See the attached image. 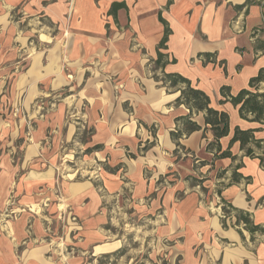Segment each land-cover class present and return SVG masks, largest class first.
Returning a JSON list of instances; mask_svg holds the SVG:
<instances>
[{
    "label": "crops",
    "instance_id": "1",
    "mask_svg": "<svg viewBox=\"0 0 264 264\" xmlns=\"http://www.w3.org/2000/svg\"><path fill=\"white\" fill-rule=\"evenodd\" d=\"M115 2L127 8L110 14ZM32 16L56 26L55 34L33 29L36 51L21 27ZM166 26L162 68L155 60ZM261 40L264 0H0V215L20 210L5 219L9 231L0 232V264H62L61 255L75 264L87 254L119 250L122 240L106 227L112 206L133 210L123 213L125 220L134 214L146 224L164 212L157 240L173 239L170 264H264V234L252 237L234 214L224 227L218 205L224 199L264 225V147L251 144L248 156L235 142L234 160L217 158L207 150L214 134L196 110L192 119L202 128L178 146L171 131L190 109L161 80L163 72H178L212 107L228 112L231 130L220 139L222 149L236 126L258 129L255 138L264 139V123L241 117L221 92L226 86L236 95L264 68ZM70 114H81L91 137L78 138L80 118ZM78 146L103 166V192L91 179L60 180ZM58 179L63 204L55 201ZM72 183L80 185L75 194ZM34 205L43 213L33 212ZM61 205L73 210L81 230L62 228L68 226L60 220ZM54 240L64 245L57 254Z\"/></svg>",
    "mask_w": 264,
    "mask_h": 264
},
{
    "label": "rangeland",
    "instance_id": "2",
    "mask_svg": "<svg viewBox=\"0 0 264 264\" xmlns=\"http://www.w3.org/2000/svg\"><path fill=\"white\" fill-rule=\"evenodd\" d=\"M20 14L17 12H14V17L18 18ZM21 27L23 28V31L25 33L30 34V46L33 47V51H36V46L38 44V35L37 31L33 30H40L43 33L49 34H55L56 32V26H53L51 22L44 17H27L21 24ZM46 40H50V37L43 35L42 36ZM73 119V115L79 116V120H75L80 127L78 129V138L87 140L89 137H91L92 130L88 126L85 128L82 126L83 117L81 114H70ZM75 119V118H74ZM81 122V123H79ZM79 149L75 150L73 152V156L70 157L68 162H66L65 165V172L62 173V170H59V178L62 180V176L64 178H68L70 181H83L86 179H91L94 181L95 185L101 184V176L99 173L102 171L103 166L99 164V162H96L94 160L90 161L87 160L85 157V153L87 151L83 150L81 147L78 146ZM171 179H175L176 176H173V174H170ZM169 179V178H168ZM167 179V180H168ZM58 179V189L57 193L55 195H58V197H55V201L57 203L63 204L62 196H61V189L63 188L62 182ZM170 180H168L167 184L169 185ZM73 193H77L80 190V185L76 183H72L71 185ZM100 192H103V188L101 186L99 187ZM200 190V189H199ZM207 197L209 195L208 192H205ZM103 194V193H102ZM61 196V197H60ZM219 200V199H218ZM48 201L43 200L42 204H45ZM218 205H222L221 201H219ZM60 207V220L62 223H66L68 227L62 226V228H67L70 230H81L80 228L82 225L80 224V219L73 213V210L68 206H58ZM113 207V206H112ZM110 208L109 211H107L108 216V223L106 225L107 229H110L108 231L109 234L115 233V237L120 238L122 240V247L112 253L101 255L100 257H93L92 255L87 254L82 260H78L79 262H76L75 264H170L169 263V251L168 247L174 243L173 239L171 237L163 236L158 239V231L157 226L158 223L160 224L161 219L166 215L164 212L161 214H156L153 217V220L156 218L159 219L157 223L155 224L154 221H147L148 224H146L144 221L140 219V216L138 215H130L128 219L125 220V216L123 213H129L131 214L133 210L131 209H125L123 210V213L120 211L113 210V208ZM33 212H38V214L43 213L44 208L42 205H34L31 208ZM14 211L13 213H11ZM216 212L215 210H213ZM19 209H11L8 208L6 213H3V216L0 215V232L6 233L9 231L11 227V223L6 222V218H8V221L15 219L17 215L19 214ZM8 213V216H5ZM222 219L226 220L232 216V214H223L222 211ZM149 217V216H147ZM151 219V218H147ZM225 223V224H226ZM227 225V224H226ZM28 229H31V223L28 224ZM31 231V230H30ZM12 232V231H11ZM51 233V232H50ZM55 235V234H53ZM112 237H110L111 239ZM62 240H54L51 244V252H56L59 249V246L64 248V245L61 243ZM166 247H165V246ZM109 247H99L98 252L103 251ZM65 255L67 254L65 250ZM73 256V255H72ZM68 257V256H67ZM66 257V258H67ZM61 259L64 260V263L62 264H73L69 263V260H73L72 257H68V259H65L64 255L60 256Z\"/></svg>",
    "mask_w": 264,
    "mask_h": 264
},
{
    "label": "trees",
    "instance_id": "3",
    "mask_svg": "<svg viewBox=\"0 0 264 264\" xmlns=\"http://www.w3.org/2000/svg\"><path fill=\"white\" fill-rule=\"evenodd\" d=\"M121 8H127L125 2H115L112 4L109 13L115 15ZM161 20L165 23L164 19L161 18ZM259 30H255L253 35L256 36ZM170 33L171 29L166 26L164 37L159 45L158 57L155 60V64L158 67L164 68L168 61L167 54L161 49L166 47ZM257 49L264 50V40H261L258 43ZM155 78L156 80L158 79L157 77ZM161 80L168 88H176L177 91H180L177 102L184 103L190 109L189 114L177 118V120L182 123V126L171 131V137L177 142L178 146H180V138L202 128L201 125L192 119L193 111L196 110L197 112L204 113L206 123L204 130L210 129L214 134V140L207 144V150L215 151L214 155L217 158L229 157L234 160L236 155L232 152L231 148L235 142L240 143L241 149H245L248 156L254 155V149L250 146L251 144L256 147H264V139L255 138V132L258 129H241L236 126L233 130V135L228 147L225 150L222 149L220 139L224 136H228L231 130L230 116L228 112L212 107L210 97L203 90L193 86L187 77L178 72H163ZM263 82L264 68H261L259 73L250 79L248 88H243L236 95H233L230 93L229 88L224 86L221 88V92L235 106H238L241 117L258 121L263 124L264 92L259 91L260 85ZM250 115L253 117L250 118ZM262 163L264 164V159H262ZM233 179L238 181L241 179V176L234 173ZM222 204L223 214H234L236 216L235 224L243 225L244 228L251 233L252 237L256 233L264 234V225L255 224L252 215L248 211L235 208L231 203L224 199L222 200ZM222 223L224 227L227 226L226 220L222 219Z\"/></svg>",
    "mask_w": 264,
    "mask_h": 264
}]
</instances>
